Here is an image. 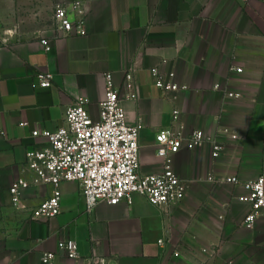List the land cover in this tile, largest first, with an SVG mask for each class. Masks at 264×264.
Segmentation results:
<instances>
[{
	"label": "crops",
	"instance_id": "crops-1",
	"mask_svg": "<svg viewBox=\"0 0 264 264\" xmlns=\"http://www.w3.org/2000/svg\"><path fill=\"white\" fill-rule=\"evenodd\" d=\"M60 1L0 0V264H44L45 251L58 252L55 264H264V218L246 228L252 205L239 199L241 186L207 179L235 174L244 183L264 174V0H82L86 34L60 35L56 26L35 33L32 21L14 32L17 7L40 4L51 17ZM155 66L189 89L162 95ZM129 69L138 97L123 105L129 124H143V174L163 170L156 136L173 125L174 109L188 129L224 142L220 157L209 143L174 156L187 185L175 204L158 207L136 195L131 205L100 202L89 210L79 184L64 182L61 213L33 219L53 187L31 186L20 206L10 193L17 178L31 177L29 150L48 142L33 132L62 126L78 98L98 119L105 74L121 87ZM44 72L53 74L48 88L38 83ZM66 238L77 241V259L58 251Z\"/></svg>",
	"mask_w": 264,
	"mask_h": 264
},
{
	"label": "built area",
	"instance_id": "built-area-1",
	"mask_svg": "<svg viewBox=\"0 0 264 264\" xmlns=\"http://www.w3.org/2000/svg\"><path fill=\"white\" fill-rule=\"evenodd\" d=\"M53 17L60 35L87 33V8L82 0L57 2ZM42 42L47 44L46 40ZM237 71L242 72V69L237 68ZM151 74L156 87L164 96L189 89L188 85L166 76L160 66L151 68ZM37 77L40 87L52 86L51 72L40 73ZM226 96L231 98L238 94L226 92ZM137 97L134 69L125 72L121 87L116 86L113 73L107 72L105 95L99 103L98 119L90 114L88 101L78 98L65 110L62 126L54 131L35 130L34 137L42 135L48 142L27 153L26 167L31 177L17 178L12 183L10 193L13 202L20 206L23 192L31 186L51 185L52 194L32 211L33 219L50 220L61 213V185L64 182L79 184L89 210H93L100 202L110 205L126 202L131 205L136 195L145 197L158 207L181 202L187 185L174 170V156L183 148L193 150L209 143L212 156L219 158L224 142L203 129H188L180 121L179 110L174 109L173 125L162 129L156 136L157 156L162 160L163 170L160 173L143 174L140 169L139 142L143 124H129L123 105L124 100H136ZM230 138L234 141L243 139L237 134H231ZM207 179L215 183L241 186L244 193L239 199L252 205L243 221L246 228L252 229L258 218H264V174L244 183L235 174L223 178L209 175ZM159 243L163 244L164 240H159ZM58 251L67 259L79 257L78 243L72 238L61 239ZM57 255L56 251H45L41 254V260L44 264H55ZM173 255L179 257L180 252L175 250Z\"/></svg>",
	"mask_w": 264,
	"mask_h": 264
},
{
	"label": "rangeland",
	"instance_id": "rangeland-1",
	"mask_svg": "<svg viewBox=\"0 0 264 264\" xmlns=\"http://www.w3.org/2000/svg\"><path fill=\"white\" fill-rule=\"evenodd\" d=\"M41 5L39 4V8H31V7H17L15 10V16L17 18V23L14 26V32L17 33L18 30L23 27V22L32 21L30 24L28 23L27 28L34 30L35 33H42L48 30L50 27L55 28V20L54 14L49 17L46 13V10H42ZM4 28V26H1ZM6 32V30H4ZM8 33V32H7Z\"/></svg>",
	"mask_w": 264,
	"mask_h": 264
}]
</instances>
